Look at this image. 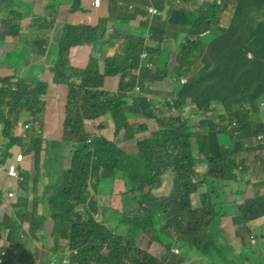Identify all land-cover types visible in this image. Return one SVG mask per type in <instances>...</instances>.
<instances>
[{"label":"trees","instance_id":"16d2710c","mask_svg":"<svg viewBox=\"0 0 264 264\" xmlns=\"http://www.w3.org/2000/svg\"><path fill=\"white\" fill-rule=\"evenodd\" d=\"M84 1L90 9H97L92 5L94 0H73L70 10L86 12ZM182 1L187 3L188 0ZM164 2L157 0L155 6L163 10ZM262 3L264 0H213L194 10L170 4L167 23L183 27L185 32L180 50L186 49L188 44L193 45L192 50L196 52L193 59L202 41H208L207 46L217 50L213 53L210 49L208 54L200 55L206 64L196 70L194 79L180 85L173 100L176 108L188 97L194 102V111L200 117L194 126L180 116L156 120L158 117L150 109L151 104L145 98V93L149 92L145 84L169 76L166 68H142L141 75L127 82V92L117 88L111 95L104 89L106 76H118L123 81L129 71L137 69L142 51L152 58L158 53L152 45L144 46V38L135 33L112 32L114 53L121 57L120 65L113 66V58H106L107 54L95 44L104 22L99 26L65 24L52 71L54 84L67 88L66 117L62 121L64 136L59 145L68 144L72 153L68 150L65 154L62 150L55 163L49 155L50 160L45 164L51 178L48 186L51 193L43 198L50 208L49 219L35 209L39 202L35 183L30 187L32 200L23 194L12 207L13 216L7 225L10 244L19 230L16 222L19 220L29 222L33 234L49 221L50 229L37 243L56 252L59 242L65 241L66 249L60 254L71 252V264H180L182 258L171 252L177 244L203 256L210 255L211 249L218 250L213 228L227 212L218 186L236 181V153L249 144L254 135L264 132L261 121L258 118L253 121L248 115L257 114L255 104L259 106L264 101V51H250L251 59L246 56L253 46L252 33L264 45V18H260L257 9ZM233 9L240 14L238 22L234 21ZM41 12L32 9L29 16L35 23L42 24L44 19L37 14ZM19 30V25L12 20L1 19L0 41L19 37L16 36ZM150 30L154 32L150 39L156 40L158 29L152 24ZM45 43L47 40H42L39 47L41 57L46 56V51L41 50ZM83 45L89 48V55L82 68L73 65L70 56ZM102 59L106 60V65H112V70L100 72ZM209 62L211 67H206ZM19 70L20 76L13 72L0 77V124L3 137L8 139L7 149L23 144V139L14 135L15 119L28 110L30 115L25 123L35 127L34 122L40 120L39 113L43 111L41 101L38 102L45 93L42 82L32 81L30 68ZM135 85L140 95L133 93ZM208 94L213 97L208 98ZM218 96L227 99L220 100ZM212 101L225 102V113L217 115L216 120H207L202 113L213 110ZM242 101L249 104L246 110L240 107ZM227 110L232 112L231 116L227 115ZM134 112H142L147 121L153 120L150 126H139V137H135L136 132L128 125L127 117ZM106 115L113 122L115 136H122L125 142L135 141L132 149L109 141L102 133L103 127L97 128L101 134L86 128L85 121ZM216 136L219 138L218 154L212 156L208 144L215 145ZM45 140L33 134L26 150L34 158L35 177L36 173L40 174L35 161H40L41 142ZM50 142L52 147L57 145L55 140ZM48 154L46 152V158ZM200 165L203 172L197 170ZM168 172L173 174L172 188L167 195L156 196L154 191L161 187L162 178ZM106 179L123 182V189L118 192L122 195L121 201L117 202L111 190L105 189L104 194H100L99 187ZM259 184H264V175L259 176ZM29 203L33 212H28ZM233 208L230 216L233 237H240L241 232L249 233L246 224L249 223V230H252L251 222L257 224L264 216V201L259 195L238 199L233 202ZM25 214L29 217L24 218ZM111 214L118 220L109 227L105 220ZM143 238L149 240V247L158 248L162 259L139 246ZM73 251L77 254H72ZM233 263L222 260L218 264Z\"/></svg>","mask_w":264,"mask_h":264},{"label":"crops","instance_id":"0c3cea01","mask_svg":"<svg viewBox=\"0 0 264 264\" xmlns=\"http://www.w3.org/2000/svg\"><path fill=\"white\" fill-rule=\"evenodd\" d=\"M72 1L73 0L71 1L48 0L47 1V3L49 4L48 7L47 3L45 4V0H0V8L2 10V15L0 18L11 16L10 15L11 11H14L22 15L20 20H18L16 16H13V19L15 21H18L19 24L21 25L20 32L16 35L19 37L11 39L9 41H4V42L0 41V67L8 68V69L30 68L31 70L30 75L32 81H37V78L43 74L46 77L47 82H49V84L53 83L54 74L52 73L51 70L55 66V61L57 59V54L59 51V43L61 41L63 34V26L65 24H71V25L98 24L99 26L102 22H104V25H108L111 28L118 25L120 27H124L126 26V21L122 18H119V14L122 11L121 6L122 7L124 6L126 7V9L130 7L129 10H126L127 12L134 11V14L132 13L126 14V18L129 19L130 23H133L132 25H130V28L133 31V33L136 34L141 32L140 31L141 29L146 30L147 22L150 19V16L145 11L144 6H147L148 3L156 2V0H101V4L103 5L104 9H101L100 11V8L90 9L89 6L86 5V2L84 1V8H87L88 10L86 12L81 10L73 12L70 10V6H69V4ZM140 1L141 3L140 5H138ZM34 2L38 4L34 5ZM128 2H131L134 5L131 3L124 4ZM181 2L183 1L179 0L176 3H181ZM54 8H56L55 11ZM164 8L165 9L161 11V14L157 15L154 18H157L158 16H162L164 18L165 16H167L170 5L167 7V9H166V5L164 6ZM32 9L33 10L35 9L37 11H42L41 13H37L41 15L42 18L44 19V22L42 24L35 23L34 22L35 19L29 16V13L31 12ZM257 9L259 11L260 18H264V3L259 4ZM27 17H29L28 23L25 24L27 21ZM136 19L142 21L143 27H141V24H137ZM157 29L158 30L155 33L156 40L153 39L152 47L155 44L156 47L154 48V50H158V53L152 55L153 58L151 57V62L154 64L155 69L157 68L159 70H164L166 68L170 72L169 74H167L169 76H166L163 79H156V81L154 82L147 81L148 83L152 84V86L148 87L149 92L145 93V96L148 98H150L151 96L162 97V95H164L163 91H167L168 99L170 98L174 100L176 93L179 91L180 85L190 81L189 76L194 70L193 57L196 54V52L192 50L193 45L190 44H188L186 49L180 50L179 45L180 42L184 40L185 35L183 36V38L180 35L178 36V38H176L175 35L178 33V30L175 26L166 24L157 27ZM252 34L253 35H251L252 38L251 42H253V46H250L249 50L253 51V53L263 52L264 47L259 41L257 35L255 36V33ZM42 40H47V43L43 44L41 49L46 51L45 57H41L39 54V47ZM210 49L211 52L213 53L217 52L215 48L213 49L208 47V50ZM88 55H89V48L83 45L72 52V57L70 56L71 62L73 65L83 68L87 64L86 60L88 58ZM178 70H180V72H178ZM178 77L181 78L179 79ZM166 84L170 85V88L167 87V90H166V86H164ZM175 84L177 85L176 89H175ZM184 101L188 102L191 100L188 97ZM130 102H131V98L128 100L129 106L131 104ZM187 108L194 110L193 106H189ZM133 114L136 113L134 112ZM128 120L130 121L129 124L133 123L134 121H140V124H143L145 122V119L141 117V115L132 116ZM61 129L63 130L62 126ZM62 134L58 138L50 137V140L56 141L57 145L53 147V152L54 151L57 152L49 153L48 158H46L47 157L46 152L44 150L41 151L39 163L38 160L35 161L38 167L37 169H39L40 174L36 173L37 177H35L33 173L28 175L27 176L28 178L26 177L25 181L29 180V184L25 185V189H23L25 182L24 174H21L24 182L21 181L17 182L11 180L5 169V164L8 160L14 161L15 157L18 154H23L25 157V162L24 164H22L21 169H28V170L31 169L32 171H34L33 162L31 163L27 159L29 156L26 151L28 146L27 145L24 146V151L18 149L20 145L14 146L10 148L8 151L10 156H8L7 154H4L3 156L2 151L4 150V148L7 149L6 145L8 143V140L5 139L0 132V160L2 159V162H4L3 164H1L2 162H0V237H1L0 252L2 251L6 252V256L3 258L0 264H8L11 262V260L14 264H40L39 261L42 258H45V260H48L49 262L51 256L56 258H62L61 255L55 254L56 252H52L48 249H45L41 246V244L37 243L39 237L50 229V227L48 226L49 221H47L43 229L33 234L30 232L29 222H25V221L21 222L17 220L16 222L19 230H17L14 233L13 243L11 244L9 241L10 228L9 226H7L9 223V219H11L13 216L12 207L16 204L17 200L23 195L24 192L33 193V191L30 189V187H32L31 185L32 182L36 184L35 194L39 201L38 208H35L36 211L38 212L39 215L45 216L48 219L51 217L48 216V212H50L49 207L46 201L43 199L47 194L51 193V190L48 189V186L50 185L51 182V178L48 176L47 168H41V165H43L44 167V165L50 160L49 155L50 158L54 159L55 161H58L60 159V157H56V156L59 152L63 150L62 148L64 147L63 145L61 147L59 145L62 143ZM139 136H140L139 134H136L135 137H139ZM216 141H217L216 144L213 146L207 143L209 151L212 156H216L218 154L219 138L217 136H216ZM133 142L135 141L133 140ZM253 144L255 143L253 142ZM133 145L134 143L130 145L128 148L132 149ZM63 151L65 154L68 153V149ZM255 152H256L255 153L256 156L264 155V151L259 147ZM51 154H53V157H51ZM259 163L260 162L257 161V164ZM248 165H249L248 163L245 164V166ZM64 166L68 168V165L66 163H64ZM197 170L198 171L200 170V166L197 168ZM43 171L46 172L47 174L46 176L44 175ZM262 175H264V171L255 176V180H254L255 187L258 185L259 176ZM172 178H173L172 173L168 172L164 174L162 178L161 187L154 191L156 196H164L170 192L172 188ZM240 179H241L240 173L237 171L236 181L228 183V185H230V188H229V192L227 193V196L225 194L226 193L225 191L222 192L220 189L218 191L220 198L226 203L225 209L227 210V212L224 213V216L220 219V221L215 224L213 228L214 234L217 229L219 231L223 230L224 233L225 232L230 233L229 235L230 239H228L229 243L234 242V248L237 247L239 249L237 254L238 260L245 259L248 260L246 261L247 263L251 262V264H264V256L254 257L249 248L250 246L243 247L240 251V237H233L230 229L229 230L226 229V227H230L232 224L230 220V216L233 213L234 208L230 206V203L233 202L235 203L240 198L245 199L243 196L246 185L240 188V182H241ZM232 184H236L235 189L232 187ZM19 186H22V188H20ZM103 186L104 184L101 187H99L101 189L100 192L101 195H103V191H104ZM122 189H123V185L121 186L120 190ZM262 189L263 186L260 188V191H262ZM9 192H14L15 196L9 199L8 198ZM197 198L198 196H196L195 199ZM28 211L29 212L34 211L33 206L31 207L30 204L28 206ZM260 223L261 222L257 224ZM252 231L253 230H250V232ZM252 235L254 234L252 233ZM245 237H247V234ZM64 242L65 241H60L59 245H62ZM29 248H30V257H27L26 252ZM232 251H233V247L232 248L226 247L224 250V254L226 256H229ZM210 257L213 258V254H210ZM218 257H219L218 263L224 260L222 257L220 256Z\"/></svg>","mask_w":264,"mask_h":264},{"label":"rangeland","instance_id":"374dc122","mask_svg":"<svg viewBox=\"0 0 264 264\" xmlns=\"http://www.w3.org/2000/svg\"><path fill=\"white\" fill-rule=\"evenodd\" d=\"M94 1L98 5L97 9L100 8V11H101V9H104L103 5L101 4V0H100V4L96 0H94ZM178 1L179 0H175L172 2L175 7H184V8L190 9V10H194V9L199 8L201 5H203L205 3H209L213 0H188L187 3H184V2L176 3ZM166 2L167 3H163V5L165 4L166 9H167V7L171 4V2L168 0H166ZM129 3H131V2L124 3V4H129ZM140 3H141V1L139 2L138 5H140ZM131 4H133V3H131ZM69 6L70 7L72 6V2L69 4ZM121 8H122V11L119 14V18H122L126 21V26L120 27L118 25V26L111 28L108 25H104V29H101L95 38V44L97 46H99V48H101L104 51V54H107L106 58H113V66H119L120 65L121 57L117 54L115 55V53H114L113 42L111 40L112 32L133 33V31L130 28V25H132L133 23H130L129 19L126 18V14H131V13L134 14V11L133 12H127L126 10H129L130 7L126 9V7L121 6ZM55 10H56V8H54V11ZM163 10L161 8L158 11L161 14V11H163ZM73 12H75V11H73ZM234 12H235L234 21L238 22L240 19V14L235 10H234ZM1 15H2V12L0 11V17H1ZM10 15L11 16H6L3 18H0V20L1 19L12 20L13 23L16 26L19 25V27L21 29V25L19 24L18 21H15L13 19V16H16L17 18L19 17L18 20H20L22 15L14 12V11H11ZM28 18L29 17H27V21L25 24L28 23ZM167 18H168V16H165L164 18L162 16H158L157 18H153L152 19L153 28H157L161 25L168 24ZM136 21H137V24H141V27H143L142 21H140L139 19H136ZM177 30H178V33L175 35V37L178 38V36L180 35L183 38V36L185 35L184 28L180 27V28H177ZM140 31L141 32L136 33V34L141 38H145L147 36V34L150 33L144 29L143 30L141 29ZM19 32H20V30L18 31V33ZM102 33H103V36L101 37ZM152 33H154L153 30H152ZM255 36H256V34H255ZM152 43H153V40H146L144 45L145 46L146 45H152ZM181 43H183V41L180 42V45H181ZM59 45H60V43H59ZM180 45H179V48H180ZM207 45H208V41H202L199 44V53L193 60L194 70L190 74L189 80L194 79L196 70L201 69L206 64V61H203V59L200 58V55H202L204 53L205 54L209 53ZM155 47H156V45L154 44L152 48H155ZM263 47H264V45H263ZM105 62H106V60H103V59L99 61V69H100L101 73H104L108 70H112V65H106ZM151 64H152V67L149 70H155L154 64L153 63H151ZM176 65H178V64H176ZM211 65H212V63L209 62L206 65V67L207 66L211 67ZM141 69L142 68H137V69L129 71L126 78L123 81H121L118 76H114V75L106 76L105 77L106 86L104 89L108 93H110L111 95H112V93H114L117 90V88H119V89L121 88L122 90L127 92L129 89L126 86L127 82L132 80L133 77L141 75L143 73V71L140 72ZM13 72L18 74L19 76L21 74V72L18 68L8 69V68L0 67V76L1 77L9 75ZM38 79L43 81L42 85H43V91L45 93L43 95L44 96L43 98L38 99V102L41 101V103H39V104H42V109H43V111L41 113H39V118L41 120L42 132L36 133V134L44 135L45 137L50 136L51 138H58L62 134L61 123H62L63 118H64V105L66 102L67 88L64 85H55L53 83L49 84V82H47L45 76L40 77ZM145 85L147 88L152 86V84H150L148 82H146ZM164 86H166V90H167V87L170 88L169 84H166ZM164 86H162V87H164ZM176 88H177V85L175 84V89ZM148 90H149V88H148ZM163 92H164V95H162V97H157V96H151L150 98L145 97L146 100L151 104L150 109L152 110L153 113H155L156 117H158V118H156V120H158V119L168 120V119H170V117L172 115H173V117L180 116L181 120L186 121L191 126H194L197 123V119L200 118V117H198L199 113H196L194 110L187 108L189 106L194 107V102L193 101H188V102L183 101L182 105L179 108H176L173 105V100L170 98L168 99V95H167L168 92L167 91H163ZM133 93L140 95L138 85H135V87L133 89ZM207 97L212 98L213 94H208ZM217 99L224 100V99H227V97L218 96ZM168 102H169V105H168ZM223 103L224 104H221L219 101H212L211 104H215V107L213 108V110L211 109L210 112H203L202 116H205V119H207V120H209V119L216 120L217 115L225 113L224 108L226 106V103L225 102H223ZM36 105H38V104H36ZM255 106H256V108H258L257 114L255 112H251V113H248V115L252 117L253 121H257L254 119L258 118L264 127V101H263V105L259 104V106H258V104L256 103ZM240 107L243 110H246L249 107V104L244 103L242 101V104L240 105ZM132 114L133 113L128 115L127 120L132 116H139V115H141V117H143L145 119V122L143 124H140V121H134L133 123L129 124L130 121L128 120L129 128L133 132H136V134L140 135L139 126H141V125L150 126L153 123V120L147 121L146 116L143 115L142 112L136 113L133 115ZM231 114H232V112L227 110V115L231 116ZM29 115H30V113L28 110H26L25 112L20 114V116L17 117L14 121V130L16 127L19 126L20 122L25 120V118H27ZM229 121H230V119H229ZM157 123L155 121V124H157ZM85 125H86V128L95 129L92 132H99V133H100V130H97V128L103 127L102 133L104 134V136L109 141L114 142L118 146H125L128 148L130 145H132L134 143L133 140H129V141L125 142V141H123L122 136H115L114 135L113 122L110 118L107 117V115L99 117L95 120H87V121H85ZM0 128H1L0 132L2 133L3 132V125L0 124ZM235 133H237V132H235ZM63 136H64V134H62V139H63ZM235 137H237V136H235ZM253 137H255V135ZM16 146H18V144ZM41 146H42V150H44L45 152H48V153H56L57 152V151L53 152V147L51 145L49 138H47L45 140V143L41 142ZM63 146H64L62 148L63 150L69 149L70 153H72L71 147L68 146V144H63ZM39 148H40V146H39ZM18 149H21L22 151H24V146L20 145L18 147ZM257 149H258V146L253 144V140H252L249 144L243 145L239 149V151L236 153L235 159H236V162L238 164H243L242 169L239 170L240 177H241L240 188L244 187L246 185L243 197L244 198H252L254 195L255 196L259 195L260 197H263V201H264V184H259L256 187L254 186L255 176L264 171V155L256 156L255 151ZM8 151H9V149L4 148V150L2 151L3 156H4V154H7L8 156H10ZM19 153H20V151H19ZM30 155L28 156L27 159L29 162L32 163V162H34V158L31 157ZM51 157H53V154H51ZM257 161H259L260 163L257 164ZM0 162H2V159L0 160ZM3 163L4 162H2L1 164H3ZM246 163H248L249 165L245 166ZM200 168H203V167L200 165ZM30 171H31V169H30ZM30 171L23 173L24 178H25L24 181L26 180L27 175L31 174ZM43 173L45 176L47 175L45 171H43ZM48 176L50 177V175H48ZM24 181H21V182H24ZM103 184H104V186H103L104 191H105V189L113 190L112 193L114 196H116L117 202H118V200L121 201L122 195L118 194V192L121 191L120 190L121 186L123 185L121 181L106 179L102 182L101 185H103ZM262 186H263V189H262V191H260V188ZM218 187L222 192L225 191L226 192L225 194L227 196V193L229 192L230 185L222 184V185H219ZM232 187L235 189L236 184H232ZM104 191H103V194H104ZM258 193H260V194H258ZM100 199L102 202L103 198L100 197ZM240 199H243V198H240ZM29 204L32 207L31 203H29ZM48 216L49 217L51 216L50 212H48ZM27 217H29V216H27L25 214L24 218H27ZM117 220H118V218L114 217V215H112V214L108 215L107 219L105 220L106 225H108L110 227L111 225H114L117 222ZM260 220H261L260 224L252 223L254 221L251 222V229L253 230L252 232H250V230H249L250 226L248 223V224H246V227H247L249 233H245V232L240 233V251L243 247H249L250 246L249 248H250L251 253L253 254L254 257L264 256V222H263L264 216L262 218H260ZM231 228H232V224L230 227H226V229L227 230L230 229V231H231ZM252 233L254 235H252ZM246 234H247V237H245ZM229 235H230L229 232L224 233L223 230L222 231H219L218 229L216 230L214 238L217 241L216 246L218 247V250L211 249V254H213V258H211L210 255L203 256L198 251H192V250H189V248L186 249L183 246L178 245V244L175 245L172 249L177 248L178 252L174 253V254L182 258L183 262H181L180 264H218V260H219L218 256L222 257L225 261L234 260L233 264H251V262L250 263L246 262L248 260H245V259L238 260L237 259V254H238L239 249L237 247L234 248V242L229 243V240H228V239H230ZM138 244L141 248L150 252L154 257L162 259V256L160 255L158 248L149 247L150 242L147 238H143V239L139 240ZM226 247H228V248L233 247V251L231 252V254L229 256H226L224 254V250ZM65 249H66V243L64 242L62 245H58V247L56 248L55 254L60 253ZM26 253H27V257H30V248L27 250ZM51 259H52V256L50 258V261H51ZM210 259H212V260H210ZM39 263L40 264H51L48 260H45V258H42L39 261ZM8 264H14V263L11 260V262Z\"/></svg>","mask_w":264,"mask_h":264},{"label":"clouds","instance_id":"9594fccd","mask_svg":"<svg viewBox=\"0 0 264 264\" xmlns=\"http://www.w3.org/2000/svg\"><path fill=\"white\" fill-rule=\"evenodd\" d=\"M166 1V0H165ZM156 2H157V0H156ZM155 2V3H156ZM155 3H148V5L147 6H144V8H145V11L148 13V15L150 16V19H149V21L147 22V25H146V30L148 31V32H150L149 34H147V36L144 38V40L146 41V40H152V39H150L151 38V34H152V31L150 30V26L152 25V19L154 18V17H156L157 15H159L160 14V12L158 11L159 9L155 6ZM165 3V2H164ZM148 8H154V9H156L157 10V13L156 14H154V15H152V14H150L149 12H148ZM71 25V24H70ZM145 46V45H144ZM251 50H248V53L246 54V56H247V58L248 59H251L252 57H253V54L250 52ZM150 59H151V57H149ZM55 67V66H54ZM53 67V68H54ZM52 71V70H51ZM38 73V72H37ZM52 73H53V71H52ZM54 74V73H53ZM39 75V74H38ZM44 75L42 74V75H40V77H43ZM40 77H38V78H40ZM37 78V79H38ZM39 80V79H38ZM47 80V79H46ZM38 82H43L42 80H39ZM53 83H54V78H53ZM56 85V84H55ZM59 85H62V84H59ZM261 105H263V102H262V104ZM65 109H66V104L64 105V118L66 117V113H65ZM63 118V119H64ZM28 124V123H27ZM26 123H25V120H23V121H21L20 122V124H19V126L18 127H16L15 128V130H14V135L15 136H17V137H20L21 139H23V146H29L30 144H31V142H32V138H33V134H35V133H41L42 132V130H41V121L40 120H38L37 122H34V126L35 127H32V126H30V128L29 129H26V127H25V125H27ZM233 125H235L234 123L232 124V126ZM61 126H62V123H61ZM35 131H34V130ZM33 133V134H32ZM261 133H264V132H261ZM2 134V136H3V132L1 133ZM237 133H235V135H236ZM38 136H41V137H43V138H45V139H47V138H50V136H44V135H39V134H37ZM5 139H7V138H5ZM8 140V139H7ZM253 142H254V137H253ZM17 144H15L14 146H16ZM13 146V147H14ZM69 150V149H68ZM19 155V154H18ZM17 155V156H18ZM30 155V154H29ZM16 156V157H17ZM32 156V155H31ZM16 157H15V159H16ZM15 159H14V161H15ZM52 161H53V163H55V160L54 159H51ZM14 161H10V160H8L7 162H6V164H5V169H6V165H8L9 163H12V162H14ZM24 162H25V157H24V160L23 161H21V162H18L17 164H18V171H19V178H12V177H9L11 180H13V181H23V178H22V175L21 174H23L24 172H29L30 170H28V169H21V166H22V164H24ZM242 167H243V164H238V166H237V169H236V174H237V171L239 172V170H241L242 169ZM41 168H47V167H45V165H44V167H43V165H41ZM7 171V170H6ZM203 171V168H200V170H199V172H202ZM30 173H33V171L31 170L30 171ZM9 176V175H8ZM28 176V175H27ZM28 178V177H27ZM29 184V180L28 181H25L24 182V186H23V189H25V185H28ZM230 183V182H229ZM224 184H228V183H224ZM32 186L34 185V182H32V184H31ZM20 188H22V186H19ZM23 194H27L28 196H29V199L30 200H32V197H33V194L32 193H28V192H24ZM230 205H232V207H233V203H230ZM49 207V206H48ZM49 211H50V208H49ZM97 216V215H96ZM175 250H177V248H174V249H172L171 251H172V253L174 254V253H177L178 252V250H177V252L175 251ZM58 255H61L60 253H57ZM72 254H75L74 253V251L72 252ZM76 254H77V252H76ZM67 255H69V257H70V263L69 264H71V252H66L65 254H63V255H61L62 256V258H56V257H52V259H51V261H50V263L52 262V260L54 259L56 262H57V264H62V260H63V258H65ZM175 255V254H174Z\"/></svg>","mask_w":264,"mask_h":264},{"label":"built area","instance_id":"2783aa9c","mask_svg":"<svg viewBox=\"0 0 264 264\" xmlns=\"http://www.w3.org/2000/svg\"><path fill=\"white\" fill-rule=\"evenodd\" d=\"M99 4H100V0H96ZM93 6L98 7L97 3L94 1L92 3ZM148 12L152 15L157 13V10L154 8H148ZM147 67L149 69H151L152 64L151 61L149 60V55L146 51H142L139 54V64H138V68H144ZM26 129H29L30 126L29 124L25 125ZM254 143L255 145H257L259 148H261L264 151V133H258L255 135L254 137ZM24 160V155L23 154H19L15 161L12 163H9L8 165H6V170L7 173L9 175V177L12 178H19V171H18V162H21ZM15 196L14 192H9L8 194V198H13ZM177 252V250H175ZM74 253L76 254V251H74ZM6 256V252L2 251L0 252V262L3 260V258ZM70 263V257L69 255H67L65 258H63L62 260V264H69ZM51 264H57V262L53 259Z\"/></svg>","mask_w":264,"mask_h":264}]
</instances>
